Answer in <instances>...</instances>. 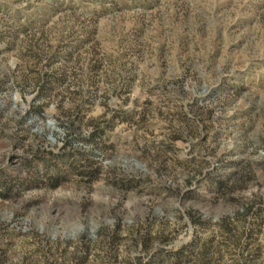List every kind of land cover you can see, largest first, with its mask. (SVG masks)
Instances as JSON below:
<instances>
[{
    "label": "rangeland",
    "instance_id": "1",
    "mask_svg": "<svg viewBox=\"0 0 264 264\" xmlns=\"http://www.w3.org/2000/svg\"><path fill=\"white\" fill-rule=\"evenodd\" d=\"M183 246L264 264V0H0V264Z\"/></svg>",
    "mask_w": 264,
    "mask_h": 264
},
{
    "label": "trees",
    "instance_id": "2",
    "mask_svg": "<svg viewBox=\"0 0 264 264\" xmlns=\"http://www.w3.org/2000/svg\"><path fill=\"white\" fill-rule=\"evenodd\" d=\"M58 182V177L56 176H53V177H50L49 178V184L50 185H56ZM217 186L220 187L221 185V181H218V184L216 183ZM247 213V209H242L241 211H238L236 212L233 217L234 219H239L240 217H244ZM189 217L191 218V220L195 223H198V224H201V220H199V218H194L193 215H190L189 213ZM224 218V217H223ZM221 219V222H223L222 224H225L226 222L224 221V219ZM229 219H230V216H229ZM227 221V220H226ZM226 232L229 233L230 232V229L229 228H226ZM83 236L81 238L83 239H87V235L85 234H82ZM185 248L187 247H181L179 248L178 250H175V251H168V250H159V251H156V258H153L152 260H156L155 264H180L182 263L183 261H188V258L185 254ZM149 261V263L151 264V262L153 261Z\"/></svg>",
    "mask_w": 264,
    "mask_h": 264
}]
</instances>
